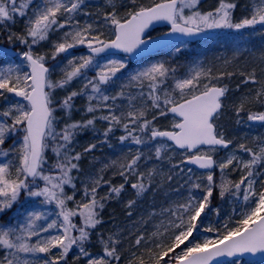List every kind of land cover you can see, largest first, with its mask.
<instances>
[{
    "label": "snow or ice",
    "instance_id": "obj_1",
    "mask_svg": "<svg viewBox=\"0 0 264 264\" xmlns=\"http://www.w3.org/2000/svg\"><path fill=\"white\" fill-rule=\"evenodd\" d=\"M198 2L150 0L145 4L129 0L131 7L120 15L114 0H108L110 10L102 13L100 23L81 24L77 17L91 15L83 11L85 0H0V26L15 23L17 18L24 20L23 33H8L9 43L18 41L27 48L18 53L26 61V71L19 65L0 69V100L7 102L0 106V264H69L74 249L78 252L73 264H214L219 257L264 254V138H256L253 146L247 139L234 141L218 122L232 91L223 81L237 73L223 71L213 76L211 69L194 68L177 78L175 68L160 61L130 75L127 84H121L112 94L110 89L126 64L111 60L101 65L97 60L108 49L136 53L153 39L147 29L158 21L168 22L171 33L185 36L211 29L264 25V0H250L246 6L249 14L238 21L233 16L237 4L231 0H219L218 6L208 12L193 10ZM104 28L114 38L102 39ZM57 31L62 35L53 42L50 55L34 51V45ZM77 46H86L89 54L67 59L60 68V78L53 79L57 65L49 66L48 61H56ZM90 70H94L91 77L87 75ZM239 74L244 76L243 85L258 87L231 101V108L237 117L246 113L249 122L264 124V110L253 112L249 107L259 105L264 109V69L259 76L255 69ZM169 79L171 84L167 83ZM75 80L83 81L81 87L69 92ZM57 90L67 94L58 99ZM79 96L86 97L89 118L74 121L71 112ZM58 111L64 116L58 117ZM169 116L170 128L158 126L160 118ZM97 121L106 122V138L122 128L125 134L119 137L120 142L131 140L149 149L147 155L137 149L126 163L119 164L118 171L113 172L123 178L119 186L102 175L89 176L87 183L79 181L80 161L96 144L77 152L76 137L95 130ZM233 144L232 153L214 158ZM170 154H179L181 160L172 164L164 179H183L181 187H186L188 194L175 203L174 209L166 210L169 219L161 225L164 230L157 226L151 234L139 229L135 233H113L107 239L101 234L102 255H93L87 245L103 223L106 203L113 194L119 196L126 185L137 197L155 191L153 181L162 168L141 171V161L154 159L163 164L166 159L171 162ZM244 155L249 158L243 159ZM184 163L205 170V180L191 175L185 179L181 168ZM116 164L113 161L111 166ZM109 167L105 165L101 171ZM216 168L221 173L219 184L214 180ZM187 171L191 173L192 169ZM226 171L238 172L240 179L228 181ZM104 185L109 190L100 195ZM217 188L222 200H242L234 209L239 216L221 227L205 228L208 233L215 231V237L206 236L194 243L197 222L209 209ZM37 201L41 206L54 205L55 211L49 215L24 207ZM135 204L136 200H129L126 207L131 209ZM15 205H20L17 215L4 220L6 211ZM129 239L131 243L124 249Z\"/></svg>",
    "mask_w": 264,
    "mask_h": 264
},
{
    "label": "rangeland",
    "instance_id": "obj_2",
    "mask_svg": "<svg viewBox=\"0 0 264 264\" xmlns=\"http://www.w3.org/2000/svg\"><path fill=\"white\" fill-rule=\"evenodd\" d=\"M37 2L39 3V0H37ZM114 2L116 4V0H114ZM231 2H235L237 4V7L233 12V16H234V19L236 21H238L239 19H241L244 16H247L249 14L246 6L250 5V0H242L241 2H239L238 0H231ZM218 3H219V0H199L197 8L193 9V10H199L200 12L212 11L215 7L218 6ZM89 6L104 9V7L109 6V5H108V0H85V6H84L83 10L87 9ZM185 13L189 14V10L185 9ZM88 22L91 23V21H88ZM93 22H95V21H93ZM244 29H241V30L226 29V28L211 29V30H218L219 31V36L216 39L206 41V42H201V43L199 42V43H179V44H176L172 48H169L165 51H162L155 56L148 57L144 60H141V61L131 65V67L128 69L129 73L127 72V76L133 75L137 71H140L141 69L146 68V67L150 66L151 64L157 63L160 61H166L168 65H170L172 68H175V70H176L175 74H176L177 78L185 77L186 74H189L192 72L193 68L207 69L208 66H209L208 69L213 70L215 73H219V71H222V70L218 66H216V65L214 66V64L212 62H209V61L213 58V56H215L217 54L221 55V52H219L217 54H215V52L219 48L220 44L224 43V41L227 37H230V38L234 37L237 39L240 36L237 37L236 32L242 31ZM11 30L13 33H17V34L23 33V31H24V20L17 18L15 23L9 22L6 26H0V36L2 35V32H4L5 34L8 35V33L11 32ZM102 30L105 33V35L102 37V39L107 40L109 38H112L111 32L108 28H104ZM227 32H230V34ZM61 35H62V31H57V32L51 33L48 40L41 42L38 45L33 46L34 51L38 52V53H48L50 55L51 51L53 50V42L59 41V38ZM238 42H242V41L239 40ZM15 43H16V46H14V45H10V46L12 48L14 46L17 49V55L12 59L7 57V56L0 55V69H5L9 65H12V66L19 65L22 70L26 71L27 70L26 62L23 60L22 56L18 55V53H22L23 51L27 50V48L24 44H21L18 41H16ZM78 47H76V48H78ZM82 48L85 50V48H87V47L82 46ZM177 48L180 49L179 52L176 51ZM71 50L72 49H70L67 53L60 55V56H63V58L65 57L64 59H61V62L58 60L59 56H58L56 61L50 60L49 66H51L53 64L57 65V67L55 68V70L53 72V79H59L60 78V68H61L60 66L62 64H66L67 59H70L69 57H67V54L70 53ZM84 52L85 51L81 50L80 54L81 53L85 54L86 52L85 53ZM227 52H228L229 56H233L234 58L239 56V52H232L231 50H230V52L227 50ZM226 57H227V53L224 56L219 57V59H218L219 63H221L223 66H226V63L224 62ZM97 60L101 65L108 63L111 60H122L125 62V64H127L126 58H123L121 56H107V57H103V58H97ZM23 62L25 63V65L23 64ZM229 65H230V62H229ZM124 70L127 71V66ZM184 73H186V74H184ZM213 74L214 73H212V75ZM87 75L89 77L93 76L94 70L88 71ZM123 77H126V76H123ZM119 78H121V77L118 76V79ZM118 79L115 80L113 87L110 89L112 94H114L119 89ZM167 83L171 84L172 83L171 79H169V81ZM126 84H127V81H126ZM80 85H81V83H80ZM80 85L78 86V89L80 88ZM229 88L232 91L229 93L228 101L225 102L228 105V107L225 108L224 114L221 116V118L218 121L219 124L223 127V130L225 132L228 129V122H229L227 115L235 114L234 111L231 110V101H233V100H231L230 97L232 95L233 90H235L237 88V86H235V85L233 87L229 86ZM145 89L147 92V88H145ZM255 89L256 88H253L252 90H255ZM72 90L73 89H71V87L68 89L69 92ZM66 94H67L66 92L59 90L57 93V97L63 98ZM79 102L83 103L82 108H84V109H80L77 106L72 108L71 119L74 121H79V120L84 119L86 117L89 118L88 114L86 112V108H87L86 97L85 96H79L74 100V103H76V104H78ZM6 103L7 102L0 100V106H4ZM255 108L257 111L264 110V109H261L259 107V105L255 106ZM58 117H63V114H60ZM171 119H172L171 116H169L167 119L160 118L157 121V124H158V126H161L162 128L163 127L170 128ZM98 125H102V126L105 125V129L107 127L106 122H103V121H97L95 124V128H97ZM104 130L101 128L99 133L96 130H93V131H96V133L94 135V132L92 131L90 141L92 143L104 142V140H105V136L103 135ZM121 132H123L122 128H121ZM123 134H125V133L123 132ZM256 138H264V124H261L260 122H249V125L247 126V128H244L243 132L238 133L234 138H230V139H234V141H239V142H244L245 139H247L249 146H253ZM234 147H235V144L230 145L229 148L226 150L219 151L217 156L214 158L218 159L220 157H226L228 154L233 152ZM138 149H142L145 152V154L149 152V149L145 148L143 145H140L138 147ZM153 151H154V149H153ZM108 153H111L110 157H113L115 159L117 158V155H116L117 149L116 148H115V150L112 149ZM170 155H172L171 162H169L166 159L163 162V164H161L159 162H157L155 164H151L147 170L152 169L154 167L162 168V171L159 172L156 176V178H157L156 180L160 184H162L161 188H163V191L159 192L160 196L166 197V195L168 193L169 196L171 194L170 199L173 200L174 199L173 197L178 196V194L182 193V191H183L182 195L184 197H186L188 193L186 191V187H183V188L181 187V185L184 183L183 179H179V178L174 179L175 184H173V181L169 182V181H166L164 179V177L167 176V174L169 172V168L172 166V164H176L181 160V157L179 154H170ZM49 157H50L49 163H51L52 160H51V153L50 152H49ZM248 158L249 157L247 155L243 156V159H245V160H247ZM0 159H2V158H0ZM141 164H142V162H141ZM181 168L183 169V177L185 179H187V177L189 175H191L193 178L199 177L200 179L205 180L207 173H195L196 171H194V170H192V172L189 173L187 171L189 169V167L186 166L185 164H182ZM114 170H116V169L112 168L111 171H114ZM95 173H98V171H95ZM225 178L228 181H238L240 179V174L238 172L233 173L230 171H226L225 172ZM119 179H121L122 180L121 182L123 183V178L121 177ZM214 180L216 181L217 184H219V182L221 180V173H220L219 168H216V170H215ZM128 187H129L128 192L129 191L132 192V193H130V195H132V200H134V198H135V200H137L136 204H135L136 205V207H135L136 213L133 216V219L131 221H137L139 218H142V217L148 215L149 212L146 210H143L145 207H144L143 203H139V201L141 200L140 197L136 196L135 192L133 191V189H131L130 186H128ZM171 187H172V189H171ZM126 189H124L120 193V195H122V194L125 195L124 191ZM218 191H219L218 188L214 190V194H213V197L211 198V204L209 206V209L205 210V214H202L200 220H198V222H197L198 226H199V230L194 232V236L196 237V240L193 241L194 243L202 241L203 238L206 236L215 237V235H216L215 231H213L212 233H208V232L204 231L205 228L212 227L215 229V228L221 227L223 224L227 223L230 219L234 222L235 218H237L239 216V212L234 211V209L237 207L238 203H242V200L239 202L234 201L231 198H226V199L222 200L218 195ZM113 197L116 198L118 196L113 194ZM21 199L23 201V199H24L23 196ZM180 199H182V198H180ZM37 205H38V201L35 204L28 202V203L24 204V207L42 210ZM69 206L71 207V204ZM172 206H175L174 202H172ZM169 208H171V207H169V205H168L165 208V212ZM18 209H20V205H15L11 210L6 211V213L3 216V219L8 220L10 217L16 216ZM216 209H218V212L215 211ZM126 210H128L127 207H126ZM50 215H52V212L50 213ZM161 215L159 216V218H156L155 221H165L163 225H166L168 223V219H169L168 214L166 212L165 216H161ZM159 223H161V222H156L155 227L150 228L148 230L147 234H151V233L155 232L157 229V226L162 225V224L158 225ZM163 230L164 229L161 226L160 231H163ZM87 247H88V250L93 255H102V248L98 249L97 246H94L92 242L90 244H88ZM77 252H78V250L74 249L69 254V257H68L69 264H73V261H72V258L70 255L72 254L74 257L77 254ZM77 264H81V262H77ZM222 264H263V263L254 262V261H251L248 259H236V260L224 262Z\"/></svg>",
    "mask_w": 264,
    "mask_h": 264
},
{
    "label": "trees",
    "instance_id": "obj_3",
    "mask_svg": "<svg viewBox=\"0 0 264 264\" xmlns=\"http://www.w3.org/2000/svg\"><path fill=\"white\" fill-rule=\"evenodd\" d=\"M241 2L242 0H238ZM138 2L142 3H150V0H138ZM117 9L120 13V15H124L126 11L129 10L131 7L129 4V0H116ZM110 10L109 6H106L103 8H95L93 6H89L87 9L83 10L84 12L90 13V16L81 15L77 17L81 24L91 21H95L96 23H100L102 20V13L105 11ZM234 21H236L234 19ZM67 30V29H66ZM12 32V30H11ZM230 34V32H227ZM237 37L239 38H230L227 37L224 41V43L220 44L219 48L215 52V54L221 52L220 54H217L213 56V58L209 61L214 64V66H218L223 71H229V72H236L237 74L232 76L231 78H225L223 83H227L229 86H237L240 85L239 89H235L232 92V95L230 97L231 100H235L237 97L241 96L242 93H246L249 90H252L253 88H257V85H253L249 83L247 86L243 85L241 81L244 79V76H241L239 73L241 71L247 73L251 71L252 69H255L257 72V75H261V70L264 69V25H256L254 27L245 28L242 31L236 32ZM241 40L242 42H238ZM0 44L9 46L14 45L16 46V43H9L7 39V34L2 32V35L0 36ZM13 46V48H15ZM78 47V46H77ZM16 49V48H15ZM74 49V50H73ZM70 53L67 54V57H81L85 54H80V51H85L82 46H79L78 48H73ZM17 50V49H16ZM227 50L230 52H239V56L234 58L233 56H229ZM227 53V57L224 60L226 63V66H223L221 63H219L218 59L219 57L224 56ZM70 54V55H69ZM65 58V57H64ZM63 56H59L58 60L61 62V59H64ZM217 61V62H216ZM230 62V65H229ZM25 65V63L23 62ZM50 64V60L48 61V65ZM64 64H62L60 67L62 68ZM127 71L122 70L121 73L117 74V77H121L118 79L119 87L121 84H126L127 78V72L129 73V68L131 67V64L127 60ZM209 66L207 67L208 70ZM194 69V68H193ZM192 69V70H193ZM213 76L218 75L219 73H215L213 70H211ZM186 74V73H184ZM187 75V74H186ZM126 76V77H123ZM82 80H75L71 84V89L77 90L80 83L82 84ZM69 87V88H70ZM81 87V85H80ZM68 88V89H69ZM59 90H57L58 93ZM135 91H139L138 89ZM146 92V89H144ZM56 93V94H57ZM59 99V97H57ZM79 107L82 108L83 103L79 102L78 104L74 103L73 107ZM255 106L257 105H251V110L253 112L257 111ZM232 110V108H231ZM64 113L61 111L57 112V116ZM87 118V117H86ZM228 118V129L226 131V134L228 138H234L238 133H241L244 131V128H247L249 125V121L247 120V114L241 113L240 117H237L235 114L227 115ZM70 122V121H69ZM105 129V125H98L95 130L99 133L100 129ZM248 130V129H247ZM93 130L85 131L82 135H79L76 137V148L75 150L77 152H83V149L86 148L89 144H96V147L92 149L90 152L85 154L83 158L80 161V168L82 171L78 174L79 181H83L85 183L88 182L89 176L91 175H102L105 180H111L112 185L119 186L122 182L119 175H113L114 171H118V167L120 163H126L127 159L130 158V154L134 155L140 145L134 144L131 140H126L123 143L120 142L119 137L121 135H124L123 132H121V128L119 130L117 129L112 134H110L107 138L105 137L104 142L102 143H92L90 141L91 134ZM94 132V135L96 133ZM97 133V134H98ZM96 134V135H97ZM117 149V158L110 157L111 153H108L112 149ZM147 155V153H146ZM109 156V157H108ZM116 161L117 164L115 166H111L112 162ZM143 167L141 168V171L147 172L148 167L151 164L157 163L154 159H148L141 161ZM105 165H109L110 167L107 168L105 171H101V169L105 168ZM112 168L116 169L114 171H111ZM95 171H98V173H95ZM196 173V172H195ZM76 175V173H74ZM157 179V178H156ZM202 180V179H201ZM204 181V180H202ZM121 182V183H120ZM157 183L161 185L160 187H157ZM173 184L174 180H173ZM170 185V184H169ZM78 186H81L78 182ZM171 186V185H170ZM128 187V185L125 186V189ZM153 187L155 188V191L149 190L146 192L143 196L140 197L139 203H143L144 209L149 212L148 215L139 218L137 221H131L133 219V216L136 213V205H134L131 209L126 210V205L129 200H132V193L131 191L128 192L129 187L124 191L125 195L122 194L116 198H112L106 203V206L102 212V219L103 223L98 226V228L95 230V232L92 234L91 242L94 246H97L98 249L102 248V245L100 243V235L103 234L104 238L107 239L109 235H112L113 233H121L124 232L127 234V232H133L135 233L139 229H143L148 233V230L150 228H154L156 225V222H161L160 224H164L165 221H155L156 218H159V216H165V208L169 205V207L174 208L175 206H172V202L174 204L177 201L183 200L184 196L183 191L182 193H179L178 196L173 197L174 199L171 200L169 194L167 193L166 197L160 196V191H163L162 184H160L157 180L153 181ZM172 189V187H171ZM109 187L108 185H104L100 189V195H104L108 192ZM134 191V190H133ZM182 198V199H180ZM77 200L80 199L79 194L76 197ZM135 200V198H134ZM137 201V200H136ZM39 208H41L43 211H46L47 213L54 212L55 208L54 205H48V206H41L38 202ZM72 206V205H71ZM129 211L131 212V215H129ZM148 216V217H147ZM147 222V223H145ZM131 243V240H127L123 247L124 249H127ZM73 261V255H70ZM82 264V261H81Z\"/></svg>",
    "mask_w": 264,
    "mask_h": 264
},
{
    "label": "water",
    "instance_id": "obj_4",
    "mask_svg": "<svg viewBox=\"0 0 264 264\" xmlns=\"http://www.w3.org/2000/svg\"><path fill=\"white\" fill-rule=\"evenodd\" d=\"M161 27H168V30L159 34V35H155V36H151L153 39L148 41L145 45H142L141 48L139 50H137L136 53L133 54H126L118 49H108L106 52L101 53L100 56L103 55H108V54H122L124 56H128V58L130 59L131 62H135L139 59L145 58L151 54H154L156 52H158L159 50L173 44V43H178V42H182V41H186V42H195L198 40H206L209 39L211 37H214L216 35V32L214 31H204L200 34L194 35V36H185V35H181L179 33L173 34L171 33V26L168 22L166 21H158V22H154L148 29H147V33L149 31H152L156 28H161ZM114 38V37H113ZM145 39H147V37H145ZM87 52L89 53V49H87ZM0 53H6L5 55L9 56V57H14L16 55V50L11 48V47H7L4 46L2 44H0ZM188 166L193 167L194 169H197L199 171H205L203 169H199L198 167L192 165V164H188L185 163ZM234 259H249L252 261H258V262H262L264 263V254H242L239 255L237 257H219L214 261V264H220L222 262L225 261H229V260H234Z\"/></svg>",
    "mask_w": 264,
    "mask_h": 264
}]
</instances>
